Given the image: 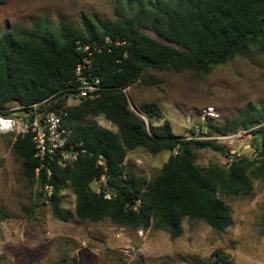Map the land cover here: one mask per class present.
<instances>
[{"label":"trees","instance_id":"trees-1","mask_svg":"<svg viewBox=\"0 0 264 264\" xmlns=\"http://www.w3.org/2000/svg\"><path fill=\"white\" fill-rule=\"evenodd\" d=\"M132 13H120V21L107 24L88 20L82 32L72 23L56 28L50 21H34L31 28H14L0 36V112L9 113L10 102L25 109L49 99L43 108L61 106L76 80V67L86 54L78 48L94 41L103 42L109 33L129 40L125 46L104 48L94 54V71L102 79L103 91L93 100H85L69 109L73 131L68 145L85 148L73 165L61 167L49 161L51 178L45 169L36 176L38 159L31 134L18 135L14 153L21 159L24 173L39 184L43 195L46 182L53 184L50 198L53 215L64 221L69 214L62 206V191L71 187L76 195L79 218L113 222L134 228L164 230L172 238L183 231V220L205 221L217 230L229 227L233 220L225 195H250L254 178L264 176V112L244 121L255 135L258 158L242 155L228 158L225 165L197 163V151L209 148L224 152L216 138L176 135L169 120L155 124L162 112L157 102H144L140 111L149 124L131 108L125 93L137 81L150 83L148 69L184 70L199 75L211 73L250 51L264 53V0H117ZM121 8V7H120ZM123 9V8H122ZM150 29L161 39L143 29ZM66 94V95H64ZM103 115L118 130L105 127L90 118ZM254 122L258 123L252 129ZM210 136L231 132L229 125L214 126L211 119L202 124ZM197 131V130H195ZM81 144V145H80ZM143 148L156 155L171 152L154 179L127 170L129 152ZM177 154H174L175 150ZM102 157L104 165L99 164ZM106 178V188L97 192L92 183ZM105 190L112 192L105 197ZM140 201L137 209L134 206ZM0 206V223L9 218ZM66 258L51 264H67ZM189 264H232L231 255L222 249L213 258H193Z\"/></svg>","mask_w":264,"mask_h":264},{"label":"rangeland","instance_id":"rangeland-1","mask_svg":"<svg viewBox=\"0 0 264 264\" xmlns=\"http://www.w3.org/2000/svg\"><path fill=\"white\" fill-rule=\"evenodd\" d=\"M121 7V8H120ZM123 8V9H122ZM123 13L131 14L117 0H0V36L14 28H31L34 21L72 23L82 32L88 20L117 24ZM150 36L161 39L150 29ZM150 83L137 81L125 89L132 110L149 124L140 111L144 102H157L162 118L169 120L176 135L208 138L202 124L211 119L214 126L227 124L228 138L219 139L224 152L209 148L197 151V163L225 165L246 155L258 158L255 135L244 121L264 112V53L250 51L207 75L190 70L181 72L148 69ZM19 111V103L7 105ZM214 108V115L206 110ZM12 111L9 110V113ZM97 121L113 130L118 128L103 115ZM256 129L259 125L254 122ZM197 130V131H195ZM15 134L0 137V206L10 217L0 223V264H51L66 258L67 264H189L195 257L213 258L217 249L231 255L232 264H264V176L254 178L250 195H225L232 224L217 230L205 221L183 220V233L176 238L164 230L134 228L110 218L90 221L76 213V195L71 187L62 191V206L69 220L56 218L50 202L39 195V184L24 173L21 159L14 153ZM171 152L156 155L143 148L129 152L127 170L154 179ZM101 181L93 182L96 188Z\"/></svg>","mask_w":264,"mask_h":264},{"label":"built area","instance_id":"built-area-1","mask_svg":"<svg viewBox=\"0 0 264 264\" xmlns=\"http://www.w3.org/2000/svg\"><path fill=\"white\" fill-rule=\"evenodd\" d=\"M129 40L120 35L109 33L105 35L103 42L94 41L92 43L82 44L77 41L79 49L86 54L76 67V80L70 93H67V99L61 106L55 108H43L49 99L31 104L28 109L19 107L17 110L9 108L11 113L3 114L0 112V137L3 134L14 133L15 139L18 135L31 134L35 144L34 156L38 159L39 165L36 168V176L39 177L41 169H45L47 177L51 178L53 170L49 165V161L56 160L61 167H67L74 164L81 153L86 152L85 148H78L76 145H68V138L73 131L72 121L70 119L69 109L77 106L85 100H93L98 98L103 91L102 79L94 71V53L101 52L104 48H113L125 46ZM66 95V94H64ZM214 108L209 107L206 110L207 115H214ZM231 133L223 135L209 136L208 138H216L217 140L228 138ZM200 138V137H195ZM81 145V144H80ZM178 150L174 151L177 154ZM231 159V158H229ZM232 160V159H231ZM99 164L104 165L102 157ZM101 184L95 190L97 192L106 188V178L102 177ZM97 182V181H95ZM43 196L46 202H50V198L54 192L53 184L46 182L43 187ZM112 192L105 190V197L111 198ZM140 205V201L134 206L135 209Z\"/></svg>","mask_w":264,"mask_h":264}]
</instances>
